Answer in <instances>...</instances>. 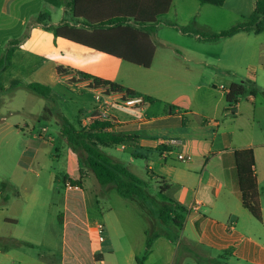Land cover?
I'll return each mask as SVG.
<instances>
[{
    "label": "crops",
    "instance_id": "obj_1",
    "mask_svg": "<svg viewBox=\"0 0 264 264\" xmlns=\"http://www.w3.org/2000/svg\"><path fill=\"white\" fill-rule=\"evenodd\" d=\"M13 1L11 7L17 3L20 7L34 4L39 14H43L41 12L43 10L59 12L56 20L50 18L49 27H58L65 23L77 28L82 27L80 21L76 24L72 17L70 4L73 0ZM257 2L258 0L255 2V8ZM206 6L197 1L194 5V16L206 13ZM216 14L218 15L217 12ZM165 17L160 23L165 22L162 21ZM35 18H31L28 35L24 41L14 46V52H23V60L26 58L28 66L33 67L31 72L46 69L49 73H56L58 79L65 81L71 90L91 96L93 102L88 117L98 110H105L109 120L97 121L111 123L113 127L107 128V131L139 136L138 147L120 146V149L134 150L132 162L137 157L153 160V166L150 165L148 171L155 174L154 177L160 180L159 182L170 186L169 200L172 199L187 208L181 226L164 227L157 217L155 232H160V236L154 239L150 251H147V243L155 232L148 230L145 231L143 240L139 237V233L134 235V232L128 233V238H118L116 241L109 236L103 242L108 246V251L115 252L118 248L128 249L130 254L127 264H176L177 260H180L177 264H192L197 260L194 254L202 259L199 264H264V164L260 162V156L264 152V102L260 100L257 88L250 91L247 89V98L239 99L235 104L234 115L230 114L226 95L235 82L232 77L221 74L223 69L227 72V65L245 58L247 44L241 45L237 50L233 44L241 42L244 35L250 33L242 32L224 38L228 43L225 49L228 47L229 50L226 49L220 54H210L202 50L199 52V43L214 41L204 40L199 34L198 27L186 25L188 24L186 22L180 25L165 22L168 26L177 28L179 35L193 39L196 47H185L182 53H175L184 66L175 62L171 55L166 54L163 65L158 66L155 74L144 77L140 69L150 70L155 67L157 49L152 67L145 69L56 37L52 32L46 31L43 25L35 24ZM183 26H192V30L183 33ZM211 56L218 61L217 71L220 73L214 72L210 78L208 59ZM59 68L71 70L72 73L59 75ZM259 71V76L256 72L250 75V79L255 84L261 79L264 82V64L260 66ZM77 73L117 83L133 90L141 96L135 98L141 99V103L137 106L122 104L120 100L126 99L124 93L107 94L104 88H91L92 81L80 79ZM13 82L15 81H12V84ZM0 86L3 89L7 88L6 84L0 83ZM262 86L258 85V87ZM221 87H224V90ZM152 88H157L169 96L174 92L182 94L175 99L164 97L162 99L164 105L156 106V96L150 91ZM252 91H255L254 95L251 94ZM147 97L152 98L153 101H146ZM81 103L86 104L83 101ZM92 122L87 123L85 119L80 121V126L86 127ZM60 129L62 131L61 127ZM245 149H252L255 156L254 173L263 216L261 223L256 221L242 204L235 152ZM76 154L72 151L66 155L65 184L80 177V168L74 167L75 163H78L74 159ZM179 155L190 156L191 160L180 162L177 159ZM111 158L127 167L119 159L113 156ZM84 186L85 182L81 187L82 191L79 192L83 200ZM99 187L98 190L102 192L104 188L100 185ZM196 203H200L198 209L193 208ZM74 209L80 210L78 207ZM74 209H70L65 203L64 212L59 214V218L64 217L62 226L66 229L71 226L74 233L77 229L86 232L89 236L92 257L90 264H105L103 250L91 246V234L88 233V228L92 225L91 221L86 220V223L80 221L77 215L79 212ZM3 223L17 226L19 221L6 218ZM2 230L3 228L0 227V240H18L29 243L32 247L42 246V243L28 237L16 235L9 238L1 233ZM124 245L126 247H123ZM15 250L16 248L7 252L0 250V264L14 260ZM140 254H143L141 258H139ZM44 257L45 255H41L37 259H20L19 262L20 264H59L54 256ZM130 258L133 259V263L130 262ZM65 259L67 258L63 259L62 264H66ZM71 263L84 264L78 257L73 258Z\"/></svg>",
    "mask_w": 264,
    "mask_h": 264
},
{
    "label": "rangeland",
    "instance_id": "obj_2",
    "mask_svg": "<svg viewBox=\"0 0 264 264\" xmlns=\"http://www.w3.org/2000/svg\"><path fill=\"white\" fill-rule=\"evenodd\" d=\"M256 1L225 0L220 8L207 4L206 13L196 17L193 12L196 0H175L170 14L162 21L178 25L186 22V25L198 27L200 36L214 35L248 22ZM13 2L0 0V61L11 48L9 44L12 41L20 43L25 40L31 18L39 15L34 4L20 7L17 3L11 7ZM41 12L50 16L53 21L59 13L56 10ZM177 20L180 22H176ZM165 22L160 23L151 36L157 49V57L155 67L150 70L140 69L144 77L155 74L158 66L163 65L166 54L171 55L179 64L180 59L175 53H182L185 47H196L193 39L179 35L177 28L170 27ZM191 27L182 28L192 30ZM226 42L225 39H220L199 43V52L202 50L210 54H220L226 49L229 50L228 47L225 49L228 45ZM245 43V58L227 65V72L223 69L221 74L232 77L235 83L244 84L248 91L257 88L260 100L264 102L263 80L255 84L250 79L254 72L260 75L258 69L264 64V33L244 35L241 42H236L233 46L237 50ZM22 53L14 52L11 63L0 70V83L7 85L6 89L0 90V227L3 228L1 233L9 238L16 235L28 237L42 243V246L16 248L15 259L6 264H20V259H37L41 255H45L44 258L54 256L59 264H62L64 258H67L66 264H72L71 261L76 257L84 264L92 262L90 241L86 232L77 229L74 233L71 226L68 229L62 226L64 217L59 218V214L64 212L65 203L70 209L80 208L74 209L79 212L77 215L80 221L86 223L89 220L92 225L102 224L105 239L109 236L113 241L118 238L126 239L128 233L134 232V235L139 233L143 240L145 231L154 233L158 224L157 207L167 204L170 197L168 193L161 192L158 185L160 180L148 171V167L153 166V160L137 157L132 162V148L109 147L103 148V151L107 156L119 159L143 181L144 190L149 196L147 201L122 198L114 186L103 187L100 192L96 177L82 165L84 160L81 151L75 155L74 159L78 163L74 167L84 168L88 173L84 180V200L81 193L66 189V155L73 149L62 136L61 118H66L69 123L79 128L80 121L89 115L93 99L87 93L78 94L76 90H71L65 81L58 79L56 73H49L46 69L31 72L33 67L28 66L26 58L23 60ZM208 61L211 78L214 72H218V61L212 56ZM180 64L184 66L182 61ZM12 81H15L14 84ZM8 82L10 83L7 84ZM32 83L48 86L51 89L50 98L45 99L28 90L26 86ZM259 84L263 86L258 87ZM150 91L156 96V106L164 105V97L175 99L182 94L174 92L169 96L157 88ZM82 101L86 104H82ZM260 162L264 164V152L260 156ZM6 218H14L19 224L4 225ZM90 237L91 246L103 250L105 264L128 263V249L118 248L115 252H109L108 246L99 242L97 235L91 234ZM5 242L10 244L14 240ZM130 262L133 263L132 258ZM176 263H180V260ZM194 263L199 264L197 260Z\"/></svg>",
    "mask_w": 264,
    "mask_h": 264
},
{
    "label": "trees",
    "instance_id": "obj_3",
    "mask_svg": "<svg viewBox=\"0 0 264 264\" xmlns=\"http://www.w3.org/2000/svg\"><path fill=\"white\" fill-rule=\"evenodd\" d=\"M174 0H73L70 11L76 24L81 28L70 26L65 23L58 27H49L50 17L39 14L35 24L43 25L46 31L52 32L56 37L89 47L93 50L116 57L124 62L149 69L153 65L156 54V46L151 39L156 31L157 25L172 8ZM203 5L223 6L225 0H197ZM188 33L187 29H182ZM264 33V0H258L256 8L249 16L248 22L234 26L226 31L211 36H202L206 41H215L233 37L239 33ZM18 42L12 41L4 59L0 61V70L11 63L14 46ZM72 73L71 70L58 69L59 75ZM80 79L91 80V88H104L107 94L124 93L125 98L141 97L133 90L127 89L117 83L101 80L93 76L77 73ZM28 90L45 99L50 98L51 89L40 84L26 86ZM0 90H3L0 86ZM247 94V88L242 83H233L226 95L229 106L237 104L239 99ZM252 95L255 91L251 92ZM152 102V98H145ZM62 136L68 145L75 151L83 153L82 165L92 172L102 187L114 186L118 194L125 199L135 198L139 201H147L149 196L144 190L143 181L133 174L124 165L107 156L102 148L109 147H138L139 136L125 135L115 131H107L112 128L109 122L93 121L86 127L73 126L66 118H61ZM235 165L239 189L242 194L243 207L258 221H263L262 209L259 202L258 184L254 173L255 156L252 149L239 150L235 152ZM80 177L73 183L83 186L88 173L80 168ZM67 176H64V185ZM162 193H168L170 186L164 182H158ZM187 214V208L170 199L169 203L157 207V215L160 224L164 227L180 226V221ZM160 236L155 232L147 243V251H150L154 239ZM31 244L14 240L7 243L0 240V250H9ZM198 262L201 258L194 254ZM145 259V257H144ZM177 264V263H176Z\"/></svg>",
    "mask_w": 264,
    "mask_h": 264
},
{
    "label": "built area",
    "instance_id": "obj_4",
    "mask_svg": "<svg viewBox=\"0 0 264 264\" xmlns=\"http://www.w3.org/2000/svg\"><path fill=\"white\" fill-rule=\"evenodd\" d=\"M222 90H224V87H221ZM122 104H125L127 106H137L138 104L141 103V99H134V98H126L125 100H120ZM228 112L232 115H234L235 112V104L229 106ZM94 120H109V115L105 110H98L94 115L86 118V122H92ZM170 143H175L174 141H170ZM180 162H187L191 160L190 156H184V155H179L177 158ZM66 189L68 191H75V192H80L82 191L81 186L74 184L73 181L69 180L65 184ZM200 207V203H196L193 208L198 209ZM88 233L90 234H95L98 237L99 242L103 243L105 242V237H104V226L100 223L94 224L89 226L88 228Z\"/></svg>",
    "mask_w": 264,
    "mask_h": 264
}]
</instances>
